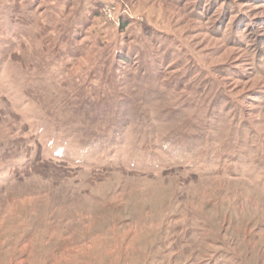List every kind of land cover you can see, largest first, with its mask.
Masks as SVG:
<instances>
[{
	"label": "rangeland",
	"instance_id": "1",
	"mask_svg": "<svg viewBox=\"0 0 264 264\" xmlns=\"http://www.w3.org/2000/svg\"><path fill=\"white\" fill-rule=\"evenodd\" d=\"M0 264H264V0H0Z\"/></svg>",
	"mask_w": 264,
	"mask_h": 264
}]
</instances>
